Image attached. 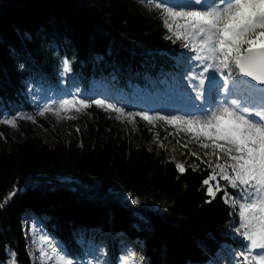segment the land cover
<instances>
[{
	"label": "trees",
	"instance_id": "16d2710c",
	"mask_svg": "<svg viewBox=\"0 0 264 264\" xmlns=\"http://www.w3.org/2000/svg\"><path fill=\"white\" fill-rule=\"evenodd\" d=\"M158 2L164 0H0V121L26 113L56 140L49 145L23 123L16 139L0 123V264L13 254L15 264H32L27 216L42 220L75 260L86 246L81 236L94 233H126L151 264H208L222 243L241 246L230 234L231 206L202 185L210 170L193 157L179 172L164 152L145 145L144 121L130 139L89 102L76 137L65 139L31 102L32 82L82 97L96 82L135 102L138 91L158 95L152 80H171L183 50L166 38L150 6Z\"/></svg>",
	"mask_w": 264,
	"mask_h": 264
},
{
	"label": "snow or ice",
	"instance_id": "6c2138e0",
	"mask_svg": "<svg viewBox=\"0 0 264 264\" xmlns=\"http://www.w3.org/2000/svg\"><path fill=\"white\" fill-rule=\"evenodd\" d=\"M150 6L159 13L169 34L166 38L181 41L182 46L193 53L189 59L206 65L203 73L209 69L227 71L222 85L227 94L224 101L215 107L210 105L207 111L200 105L196 111L201 114L186 113L187 118L125 113L123 108L106 103L104 99H93L91 103L114 111L118 119L126 115L130 122L131 118L139 116L149 123L153 119H163L170 125H184L200 142V147L219 153L217 163L209 164L212 171L202 185L206 186L207 195L212 199L218 192H223L225 203L230 202L231 194L221 187L220 181L237 190L240 201L231 200L239 207L240 227L237 231L248 242L245 245L248 251L260 250L258 255L251 257L250 264H264V0H164ZM64 70H69L67 62ZM203 73L199 81L201 86L204 85ZM207 79L209 90L215 85L218 93L221 85L216 75L213 73ZM236 93L242 95L228 99ZM87 107L90 104L84 100H61L55 108H44L38 114H59L61 110L75 108L80 111ZM18 118L35 122L32 116L22 114L0 122L16 127ZM222 158L223 163L220 162ZM176 168L181 173L186 171L183 164H176ZM44 239L47 242V238ZM50 251L56 255L50 257L48 252L40 250L45 264L53 259L55 264H74L66 255L58 253L56 247ZM244 261L248 264L247 255H244ZM12 264H15V254Z\"/></svg>",
	"mask_w": 264,
	"mask_h": 264
},
{
	"label": "rangeland",
	"instance_id": "374dc122",
	"mask_svg": "<svg viewBox=\"0 0 264 264\" xmlns=\"http://www.w3.org/2000/svg\"><path fill=\"white\" fill-rule=\"evenodd\" d=\"M171 2H183V0H171ZM192 56L193 53L183 47L181 54L177 58V72L172 76L171 80H167L164 77L160 79L154 78L152 83L158 95L153 94L150 96L138 91L140 102H135L134 99H127L121 94L106 92L105 85L97 82L94 83L98 87L97 90L89 97H82L76 94L71 95L49 85H42L39 82L30 83L28 85V91L33 107L36 110V115L47 122L53 131L65 139L76 137L80 128L79 118L82 117V109L80 111H76L75 108L69 111L61 110L59 114L46 112L42 116L38 114L44 108H55L61 100H84L85 103H89L93 99H104L106 103L123 108L125 113L145 112L152 117L176 116L178 118H187L186 113H191L192 115L201 114L198 111H193L194 104L200 103L204 105L207 103V108L210 105L215 107L221 104L227 95L222 88L224 77L228 75L227 71L222 70L217 72L215 69H209L207 73H203V68L206 65L201 64L200 61L189 59ZM201 73H203L204 78V85L202 86L199 83ZM213 73L221 85L218 93L215 85L209 90L207 77ZM241 95L242 93H236L233 96H229L228 99H235ZM197 97L200 98L197 99ZM241 102L243 103V100ZM96 107L104 111L111 118V123L118 125L117 127L122 135L133 140L138 132V122L144 121V128L146 133H148L145 145L151 150L164 152L175 165L179 163L185 167L191 163L193 157L199 158L198 160L202 161L211 173L212 169L209 168V164L214 166L217 163L216 156L220 154L214 153L211 149L200 147V142L192 137V134L186 130V126L184 125H170L163 119H153L149 123L139 116L131 118L130 122V119L126 115L120 116L118 119L117 113L114 111L106 110L97 105ZM19 114L30 116L23 112H19ZM11 118L10 116H4L1 118V121ZM34 121H36L35 118ZM15 123L16 127L3 123V134L21 139L22 136L18 129L20 123H23V126L27 124L30 131L34 135L39 136L44 142L49 145L56 143V140L50 134L42 131L39 126L35 125L33 120L18 118ZM3 134L0 133V146L5 145ZM220 162L223 163L224 159L222 158ZM211 183L215 185V182ZM220 185L231 194V200L240 201L241 198L237 190L228 188L226 182L222 180L220 181ZM222 194L224 195L223 192ZM231 200L228 203L233 212L230 234L233 238L240 240L242 248L239 244L222 243L216 252V256L208 264H246L244 255L249 257L248 264H250L251 257L260 253L258 249L248 251L245 248L248 242L237 231L240 227L238 203L234 204ZM24 232L28 242V251L32 264H45L40 256L41 249L48 252L50 257L55 256L56 254L50 251L52 247H56L58 253L66 255L69 259L73 260L74 264H151L150 259L141 251L142 246L140 242L134 241L126 233H118L114 237L104 234L98 235L96 233L92 234V236H81L80 240L84 241L86 246L83 250L84 253L81 260H75L68 256L61 240L49 232L46 224L39 218L33 216L25 217ZM45 237L47 238V242H45ZM8 264H12V260ZM47 264H55V260H50Z\"/></svg>",
	"mask_w": 264,
	"mask_h": 264
},
{
	"label": "bare ground",
	"instance_id": "6f19581e",
	"mask_svg": "<svg viewBox=\"0 0 264 264\" xmlns=\"http://www.w3.org/2000/svg\"><path fill=\"white\" fill-rule=\"evenodd\" d=\"M200 105H202V104H200V103L199 104H194L193 105V111L196 110ZM206 105H207V103L205 104V108H206Z\"/></svg>",
	"mask_w": 264,
	"mask_h": 264
},
{
	"label": "water",
	"instance_id": "95a60500",
	"mask_svg": "<svg viewBox=\"0 0 264 264\" xmlns=\"http://www.w3.org/2000/svg\"><path fill=\"white\" fill-rule=\"evenodd\" d=\"M246 79V78H245ZM252 83H255V82H252ZM257 86H259V85H257Z\"/></svg>",
	"mask_w": 264,
	"mask_h": 264
}]
</instances>
